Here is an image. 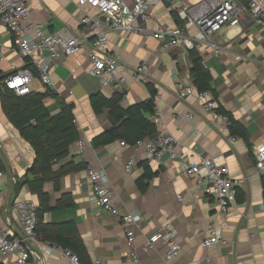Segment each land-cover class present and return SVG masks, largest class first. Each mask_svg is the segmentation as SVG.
Returning <instances> with one entry per match:
<instances>
[{"label": "crops", "instance_id": "obj_1", "mask_svg": "<svg viewBox=\"0 0 264 264\" xmlns=\"http://www.w3.org/2000/svg\"><path fill=\"white\" fill-rule=\"evenodd\" d=\"M26 1L33 20L48 32L67 28L82 34V10L97 14L90 6H80L79 0ZM150 13L151 28L176 24L174 15L178 13L173 0H163ZM215 37L222 47L220 54H215L205 44H198L197 50L212 72L211 85L217 90V106L222 105L234 116L245 130V137L233 138L230 130L222 127V120H216L205 109L196 88L187 98L178 97L175 83L192 81L191 75L188 76L191 70L188 52L180 47L164 49L161 41L146 40L138 33L108 30L107 52L117 55L122 64L131 68L148 62L150 73L144 80L128 76L120 87L114 82L104 86L98 77L89 73L90 36L86 37L87 43L80 52L58 59L52 71L53 87L35 78L31 85L33 91L46 92L50 88L58 96L44 100L52 114L59 111V100L74 103L80 139L87 142V147L76 153L77 140L71 144L69 153L53 164L54 169L69 161L86 167L63 175L58 188L52 180L45 182L49 202L42 207L47 209L40 213L38 240L32 243V264H70L57 250L53 236L54 230L62 225L69 227L68 235L84 245L83 257L87 264H132L119 218L108 213L97 215L98 208L91 200L89 167L108 173L117 204L123 210L143 215V222L137 228L139 246L170 223L178 231L179 261L189 264H264V174L257 170L255 158L256 149L264 145V28L242 19L237 28H224ZM13 39L0 23V41L6 50V58L0 61V77L25 65ZM147 82H153L158 90L155 101L162 117L161 128L168 129L177 138V157L171 158L170 152H166L160 159L147 158L142 148L122 145L121 140L95 147L93 138L111 130L113 123L109 109L95 112L91 96L101 92L110 97L116 92H124L122 104L127 107L149 98ZM190 113L193 117H189ZM0 142V154L8 166L3 172L0 193V220L5 224L13 198H31L39 203V197L28 185H24L18 195L13 191L12 175L17 179L25 178L35 162L36 153L3 112L1 92ZM220 154L224 156L231 177L244 179L237 185L236 196L226 212H219L217 201L196 187L195 179L182 170L184 161ZM132 157L137 163L133 171L127 173L125 166ZM146 166L153 176L147 180L145 191H141L138 181L145 175ZM28 176L33 178L32 174ZM179 195L184 197L182 201L178 199ZM12 219L14 233L23 234L13 215ZM213 228L219 230L226 243L204 248L202 239ZM154 243L155 248L150 252L141 250L142 261L145 264H171L166 258L167 245L161 239ZM0 264H15V257L0 255Z\"/></svg>", "mask_w": 264, "mask_h": 264}, {"label": "built area", "instance_id": "obj_2", "mask_svg": "<svg viewBox=\"0 0 264 264\" xmlns=\"http://www.w3.org/2000/svg\"><path fill=\"white\" fill-rule=\"evenodd\" d=\"M163 0H79L80 6H90L97 11L96 15L88 10H82V34H75L67 28L57 32L45 31L42 24L33 20L31 7L26 0H0V23L13 35L14 47L25 59V65L8 72L0 79V92L12 89L17 95L30 93L32 83L38 78L43 84L53 87L52 71L57 66L61 56H69L80 52L90 36L91 49L88 53L89 73L98 77L104 86L115 83L120 87L128 76L144 80L150 73V65L144 61L136 68H131L120 62L115 54L107 52L109 39L108 30L126 31L141 34L146 40L157 39L162 47H180L184 51L205 44L220 54L222 47L216 41V34L224 28H237L242 19L255 26L264 28V0H173L183 26L161 24L155 28L149 27L152 21L151 9ZM6 58L5 45L0 41V61ZM184 61L185 58H184ZM207 67L206 63L203 62ZM30 65V66H29ZM190 77V74L188 75ZM175 90L179 98H187L195 90L192 81L178 80ZM204 101V107L213 117L222 120V127L229 129L231 120L227 113L217 111L216 100L210 91L198 92ZM193 117V113L189 114ZM154 121L159 132L155 136L138 139L132 146L142 148L147 158H162L170 152L171 158H176L175 147L177 138L166 128H161L162 117L155 105ZM35 122V121H34ZM230 130V129H229ZM234 138V136H233ZM122 145L129 144L121 141ZM2 146L0 142V147ZM87 142L79 139L74 147L76 153L83 152ZM257 170L264 174V145L255 151ZM137 163L135 157L130 158L125 166L127 173L133 171ZM183 173L195 179V186L205 192L208 197L218 203V211L226 212L230 208L237 193V185L244 179L231 177L229 167L222 154L217 156H200L182 163ZM88 176L92 184L91 200L96 204L97 215L108 213L116 216L122 223L128 257L132 264H145L141 258V250L150 252L155 248V240L161 239L167 245L166 258L171 264H189L177 260L181 252V244L177 239L178 231L168 223L163 229L155 231L141 246L137 243V228L143 222L140 213L123 210L116 201L114 189L108 173L103 169L88 168ZM3 172H0V193L2 192ZM12 184L17 178L12 175ZM182 201L184 197L178 196ZM19 222L23 234L13 231V219ZM38 205L31 198H13L10 202V216L4 224L0 220V255L15 257V264H32L34 252L33 242L38 240ZM204 248L219 247L226 243L217 228H213L202 239ZM57 250L69 260L70 264H81L79 255L71 248L58 245ZM233 252V251H231ZM208 259V258H207Z\"/></svg>", "mask_w": 264, "mask_h": 264}, {"label": "trees", "instance_id": "obj_3", "mask_svg": "<svg viewBox=\"0 0 264 264\" xmlns=\"http://www.w3.org/2000/svg\"><path fill=\"white\" fill-rule=\"evenodd\" d=\"M174 16L176 24L183 26L184 22L178 14ZM188 55L191 60L190 75L194 87L199 92L210 91L214 99H217V90L211 85L212 72L204 66L203 58L197 48L190 50ZM147 86L150 91L149 98L127 107L122 104L125 96L124 92H116L110 97L101 92L91 96V103L95 112L100 113L105 108L109 109L110 119L113 123L111 130L104 131L93 138L95 147L104 146L116 140L134 144L138 139L155 136L159 132L158 124L153 119L158 90L153 82H147ZM49 96L58 98L57 94L50 88L46 92L32 90L25 95H17L12 89L1 91L3 112L20 135L32 145L36 153L34 164L28 170L25 178L17 179L13 191L15 195H18L22 187L28 185L30 191L38 195L39 222L37 232H39L40 226V213L47 209V207L45 209H42V207L47 206L49 202V193L44 188L45 182L52 180L55 187L58 188L59 180L63 175L86 167L85 164L69 161L54 169L53 164L69 153L71 144L79 140L80 135L75 122L74 103L59 100L60 109L52 114L44 103L45 98ZM217 111L229 114L222 105L217 106ZM229 116L231 135L245 137V130L234 116L231 114ZM7 170L8 166L0 154V172ZM29 174H32L33 178H29ZM152 176L153 172L149 169V166H146L145 175L138 181L141 191H145L148 186L147 180ZM68 231L69 227L63 225L54 230L53 236L56 244L64 248H71L79 255L81 264H87L83 257L85 253L84 245L68 235Z\"/></svg>", "mask_w": 264, "mask_h": 264}]
</instances>
